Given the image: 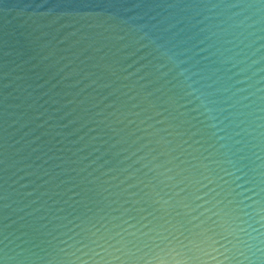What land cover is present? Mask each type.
Wrapping results in <instances>:
<instances>
[{
    "label": "water",
    "instance_id": "water-1",
    "mask_svg": "<svg viewBox=\"0 0 264 264\" xmlns=\"http://www.w3.org/2000/svg\"><path fill=\"white\" fill-rule=\"evenodd\" d=\"M0 264H264V0H0Z\"/></svg>",
    "mask_w": 264,
    "mask_h": 264
}]
</instances>
